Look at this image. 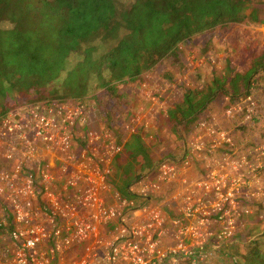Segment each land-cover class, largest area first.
<instances>
[{
  "label": "trees",
  "instance_id": "16d2710c",
  "mask_svg": "<svg viewBox=\"0 0 264 264\" xmlns=\"http://www.w3.org/2000/svg\"><path fill=\"white\" fill-rule=\"evenodd\" d=\"M252 3L0 0V119L23 106L94 102L86 107L98 121L96 127L103 124L120 146L110 162L107 184L122 198L138 201L130 186L156 163L180 161L199 124L211 125L206 121L211 104L222 99L226 110L250 98L253 108L235 114L236 120L248 114L251 123H258L260 117L264 120V89L260 88L261 93L255 90L256 83L264 79V50L245 71L225 60V66L214 69L208 81L184 87L167 114L158 113L159 123L129 124L136 109L132 91L123 87L142 81L144 74L176 55L179 46L193 37L246 21L264 25V17ZM177 66H171V71ZM172 73L163 72L164 82L172 80ZM263 136L259 132L260 144ZM75 143L79 150L81 140ZM241 144L249 152L254 142L243 139ZM255 186L242 189L231 212L236 225L240 221L244 225L231 232L216 226L206 261L194 264H264V194L257 197ZM240 244L244 245L239 248Z\"/></svg>",
  "mask_w": 264,
  "mask_h": 264
},
{
  "label": "built area",
  "instance_id": "2783aa9c",
  "mask_svg": "<svg viewBox=\"0 0 264 264\" xmlns=\"http://www.w3.org/2000/svg\"><path fill=\"white\" fill-rule=\"evenodd\" d=\"M81 105L23 106L0 119V264L204 262L248 185L230 137L202 122L180 161H160L130 186L140 200L113 193L108 203L120 146L106 127H88Z\"/></svg>",
  "mask_w": 264,
  "mask_h": 264
},
{
  "label": "rangeland",
  "instance_id": "374dc122",
  "mask_svg": "<svg viewBox=\"0 0 264 264\" xmlns=\"http://www.w3.org/2000/svg\"><path fill=\"white\" fill-rule=\"evenodd\" d=\"M251 7L259 9L262 17H264V0H253ZM262 50H264V25L246 21L241 24L219 27L181 44L176 55L167 57L151 72L144 74L142 81L131 86H125L123 89L132 91L131 96L136 109L134 116H140L146 122L155 120L159 123L158 113L167 114V109L172 105L171 102L182 95L184 87H193L196 86L197 82L208 81L214 69H221L225 66V60H229L237 70L245 71L251 59L256 58ZM169 58H172V60L168 61ZM177 62L178 64H176ZM174 65H178L176 71H171V66L174 67ZM166 71L173 72L171 74L172 80L170 79L169 82H164L162 78L163 72ZM259 85L260 83L257 82L256 87H259ZM259 88L264 89L263 87ZM149 96L155 97L152 103H150ZM162 97H164V100H159ZM250 102L237 104L224 110L223 100L219 99L208 108L206 121L212 122L209 129L214 127V129L224 132L232 140L235 150L239 149L237 158L242 163L243 174L246 175V178L248 176L246 181L249 187L256 185V196L259 197L264 194V170L261 172L259 169V163L264 157V136L261 144L258 136L259 132H264V120L260 117L258 123H251L249 114L245 115L241 121L236 120L237 113L241 114L240 111L244 109L251 111L253 106ZM85 104L90 107L94 105V102L88 101ZM80 107L86 111L83 104ZM87 110L90 111L85 115L88 127L94 129L98 121L91 110ZM146 126L149 127V124ZM240 126L245 130L242 131ZM250 135L253 136L250 137ZM243 139L244 142L253 139L254 144L249 146V149L252 152L254 150L256 153L252 154L251 150L245 152V147L241 144ZM255 141L258 143H255ZM224 155L225 153H219L221 157ZM199 173L198 170L197 175ZM170 214L172 215L171 211ZM232 219L233 222L229 225L231 231H236L240 229L239 226L244 225L241 221L236 225L233 216ZM210 241H213V239ZM248 242H253V240L251 239ZM243 245L240 244L239 248ZM208 258L207 262L210 263V256Z\"/></svg>",
  "mask_w": 264,
  "mask_h": 264
},
{
  "label": "crops",
  "instance_id": "0c3cea01",
  "mask_svg": "<svg viewBox=\"0 0 264 264\" xmlns=\"http://www.w3.org/2000/svg\"><path fill=\"white\" fill-rule=\"evenodd\" d=\"M259 83H260V85H259V87H263L264 88V79H262L261 81H259ZM257 88V89H255L257 92H259V93H261L260 92V88ZM212 105V104H211ZM210 105V106H211ZM209 106V107H210ZM97 127H100V128H103V124H100L99 126H97ZM105 127V126H104ZM78 140V139H77ZM158 160H159V158H158ZM150 161V160H149ZM148 163V162H147ZM157 164V163H156ZM155 164V165H156ZM199 164V163H198ZM195 170V171H194ZM197 165H196V168L195 169H192L191 171H190V173H191V175H197ZM146 172H148V171H146ZM139 174H140V172H138ZM109 186V185H108ZM167 189H169V188H167ZM166 189V190H167ZM115 191L109 186V190H108V192H105V196H106V198H107V202L108 203H110L111 202V196H112V194L114 193ZM167 193H168V191H167ZM166 196H167V194H166Z\"/></svg>",
  "mask_w": 264,
  "mask_h": 264
}]
</instances>
